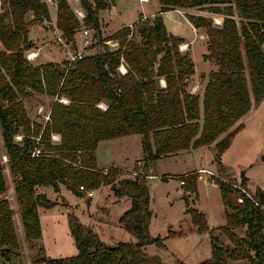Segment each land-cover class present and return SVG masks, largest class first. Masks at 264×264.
I'll list each match as a JSON object with an SVG mask.
<instances>
[{
  "label": "trees",
  "instance_id": "obj_1",
  "mask_svg": "<svg viewBox=\"0 0 264 264\" xmlns=\"http://www.w3.org/2000/svg\"><path fill=\"white\" fill-rule=\"evenodd\" d=\"M0 135L8 171L16 176L13 194L17 202L21 229L26 241L41 238L37 207L51 209L57 203L36 187H50L57 193L63 186L76 196L83 189L112 186L117 199L127 198L130 205L117 224L134 239L105 246L89 227L68 216V229L77 253L65 258H34L36 264H148L142 250L146 245L165 248L163 238L151 236L148 208L149 191L145 178L124 177L116 168L103 171L95 166V148L100 141L138 134L146 174L160 157L178 150L196 149L214 144L219 159L239 130L228 131L253 104L264 98V0H157L160 10L150 22L124 26L107 38H100L98 12L109 7L108 0H79L84 16L80 21L66 0H55V28L62 38L74 44L81 26L94 32L98 48L93 54L66 61L32 64L25 59L32 42L28 24L48 19L41 0H0ZM197 7L222 16L220 25L210 17L186 15L195 28L204 29L207 53L202 60H213L216 68L206 76L201 97L185 90L193 74V62L179 46L182 38L168 32L160 12L174 8ZM238 20L234 19V10ZM30 12L32 19L26 20ZM106 40L116 42L110 48ZM121 65L124 72H120ZM52 97L44 124L27 118L22 98L27 91ZM105 105L104 110L99 105ZM18 134L20 141L13 136ZM57 135L59 141L52 140ZM0 162V194L6 191ZM134 166V170H136ZM155 175V174H151ZM181 188L196 193V172L184 176ZM212 177L225 201L233 185ZM240 205L234 213L225 212V222L218 229L231 244L223 248L208 229L205 216L188 205L185 213L197 233L208 232L210 256L199 264H229L245 260L264 264V191L255 187L250 195L245 189L247 177L241 173ZM165 179L162 177V180ZM65 205V204H64ZM60 205L67 208V205ZM12 208L7 198H0V257L9 261L18 252V237ZM244 227V236L233 232ZM178 233L168 229L165 238Z\"/></svg>",
  "mask_w": 264,
  "mask_h": 264
},
{
  "label": "rangeland",
  "instance_id": "obj_2",
  "mask_svg": "<svg viewBox=\"0 0 264 264\" xmlns=\"http://www.w3.org/2000/svg\"><path fill=\"white\" fill-rule=\"evenodd\" d=\"M125 1L127 2V0ZM128 2H130V0H128ZM152 4L153 0H150L149 3L144 4V7L146 8L145 12L147 14H149ZM3 8H5V5L0 1V13L2 12ZM121 8L123 10L121 17L118 18L119 21L116 19L111 21L107 26V30L105 28L104 30L103 28L99 29L101 39L110 37V31L116 30V28L120 26V23H126L128 21L131 22L134 20H131L132 12L130 11L129 6L124 5L121 6ZM233 10L235 12V8H233ZM183 11L191 13L192 15H197L200 13V10L197 7L184 9ZM204 12L208 13L206 11ZM211 15H213V13H211L210 16ZM83 16H81L79 20H82ZM176 16L177 18L179 17L178 14L175 13L173 16H166V18L168 17L173 19ZM233 16H235V13ZM213 17H215V15H213ZM153 18L142 19L140 22H150ZM25 19H32V14L28 12V14L25 16ZM43 21L44 20L36 21L34 23L28 24L27 26L29 32H32L34 35V39H30L33 48H37L35 42L36 29H39V23H44ZM213 24L220 25L215 23ZM131 25L133 26L132 28L135 32L136 26L139 25V22L135 25ZM176 27L178 28L177 34L185 38L182 39V43L185 42L184 44L186 47L180 45L179 49L182 53H188L189 58L194 65V72L187 78L185 90L190 91V89L193 88L194 91L197 92L198 88L196 84L198 79H203V77L207 76L213 71V69L216 68V65L213 60H207L206 62L208 63L206 67L203 65L205 60H202L201 53H203L204 50L207 53L206 36L205 39L202 40V44L189 27L181 23L177 24ZM84 28L88 30L86 35L82 33ZM199 29L200 33L205 35V30L201 28ZM111 42L113 41L106 40L104 43L110 48H113L114 46H112ZM76 43L78 48L71 43L66 44L64 41L59 42L55 36L45 40L42 44H45L46 46L44 53L47 55V62H55L62 66L64 62L77 58V54H79L81 57L85 54H93L98 48V43L96 42V36L94 37V32L84 26H81L79 31L76 33ZM64 44H66V46H64ZM187 44L190 45L189 51ZM80 46L84 50L77 53V51L81 50ZM261 48L264 53V43L262 44ZM28 52L29 51H25L24 55H26ZM29 61L32 64L39 63L36 58H33ZM196 95H198L200 98L202 94ZM53 99L54 98L52 97H46L31 90L27 91V95L22 98L27 118L31 121L44 124L46 122L47 114ZM100 106L101 107L99 108H104V105L101 104ZM238 125L239 130L233 137L235 139L233 140L230 148L225 151L224 156L219 159V165H216L217 160L215 155L213 157L212 152L203 147L197 149L196 152L192 154V158L183 157L175 160H173L172 157L163 158L159 162L153 163L151 165L154 171L158 174L151 172L148 173L159 176L160 173H178L180 170H193L197 168V166L201 165L204 169H208L209 172L211 169L215 170L216 172L211 171V173L216 174L227 183L233 185V187L236 186L235 188L239 189L240 192L244 191L243 188L240 187L239 176L241 173H243L248 179L245 190L250 195H252L254 192L255 187H258L264 191V98L259 103L253 104L250 108V111L241 118V121H237L228 131H231L235 126ZM225 135L226 134L223 133L217 139H222ZM19 138L20 136L18 134L13 136V139L16 142L20 141ZM52 140L57 142L59 139ZM140 142L141 136L138 134H132L123 136L121 138L104 141V143H102L100 146L114 145V158L116 165L117 162H121L123 155H127L129 157L136 156L137 158H140ZM3 154L4 143L0 135V162L3 167L2 175L4 176L6 185V191L3 194H0V198L5 197L8 200L10 197V202L9 200L8 202L13 211L15 207L17 208V202L15 198H12L13 194H11L16 176H12L9 173L8 164ZM128 162L130 163L132 160L128 159ZM133 166L137 167L135 170L136 172H143L145 174L147 173L144 171L143 164L140 165L134 162ZM132 170H134V168ZM199 171L201 173H197L196 178V188L198 186V189L196 193L191 194L192 203L190 205L191 207L198 209L203 214H206V222L212 227L211 234L216 237L218 244H220L223 248H231V244H229L228 240L220 232L218 227L223 225L225 222V212L234 213L235 208L240 205L239 203L241 202V199L239 198V191L234 190L227 196L225 201H222L220 198L219 189H217V185L214 184V187L211 186V183H213L211 175L205 170ZM229 172H232V175L229 176ZM199 174H201V177H199L201 179L198 178ZM173 175L177 176L176 174ZM145 180L147 191H149L148 208L151 209L153 213L151 217L150 234L154 237L159 236L161 239L163 238V243L165 245V248L162 249H159L154 245H146L144 247L142 252L147 256L149 261L148 264H199L200 261L209 258L210 244L208 240V234H197L195 231H193L194 228L190 222V217L188 214L184 213V201L181 197H179V195L185 192V190H183L181 186L178 185V177L162 180V176H159L158 178L152 179L145 178ZM61 187L62 192L60 196H57L54 199L52 198L55 197V193L52 191L51 186L36 187V193H43L48 199L54 200L59 206L51 210L40 209L39 227L41 230V238L40 241L34 243L31 241H25L22 234L20 236V231L17 227V217H15V231L19 237V250L17 255L12 257L9 261H4L0 257V264H33L32 261L34 258L42 256L52 259L65 258L75 255L77 253V248L74 246L73 238L70 234L67 224V215L69 213H72L80 224L87 228L89 227L95 233H97L100 241L105 246H115L119 242H134V239L128 232L121 228L117 223L112 222V219L115 218V214L118 211L115 210L117 208L116 205L109 203V199H112L113 197L106 199L105 201L104 191H97V193L95 192L94 195L90 197L91 202L88 210L86 202L87 198L84 192L82 196H76L70 191H67L63 186ZM64 204L68 207L65 208L60 206ZM96 206L98 207L97 211L95 210ZM65 209H67L66 212L64 211ZM106 215L108 220L103 221ZM168 229L178 233V235L173 238H165ZM233 232L238 236L243 237L245 228L235 227ZM228 262L229 264H249L245 260H238L236 262L228 260Z\"/></svg>",
  "mask_w": 264,
  "mask_h": 264
},
{
  "label": "crops",
  "instance_id": "obj_3",
  "mask_svg": "<svg viewBox=\"0 0 264 264\" xmlns=\"http://www.w3.org/2000/svg\"><path fill=\"white\" fill-rule=\"evenodd\" d=\"M45 3V6H46V10L48 11V19L44 20L42 22L39 23V26L38 28L39 29H36V45H37V48H32L31 50H29L30 52H35L36 53V56L34 58H36L37 61H39L38 64H42V63H46L48 60H46V54L44 53L45 49H46V46L45 44H42L45 40L49 39V38H53L54 36L56 37V39L60 42V41H64V43H68L66 42L63 38H62V35H61V32L55 28V20H56V10H55V0H41ZM109 1V7L107 9H102L101 11L98 12V23H99V27L103 30L104 28L107 30V26L109 25V23L111 21H114L115 19L119 21L118 18L121 17V14H122V8L121 6H124V5H127L129 6L130 8V11L132 12V19L133 21L131 22H126V23H120V26L116 28V30L114 31H110V35L111 36L112 34H114L115 32L119 31L122 27L124 26H129L135 22L138 21L139 17H141V20L142 19H146V18H153L160 10V5L158 4L157 0H153V4H152V8H150V12L149 14H147L145 12L146 8L144 7L146 3H149L150 0H147V1H140V0H130V2H127L125 0H108ZM68 6L70 9H72V11L74 12L75 16L79 19L81 16H83L84 14V11L81 9L80 7V2L79 0H66ZM149 9V8H148ZM184 9L182 8H174V10H169V11H164V12H160V15L162 17V21H163V24L166 26L167 30L169 33H171L172 35H176L182 39H185L183 36L177 34L178 32V28L176 27L177 24L181 23L187 27H189L191 29V31L193 32V34L196 35V38L200 40V43L203 44L202 40L205 39V35L201 34L200 33V29H197L195 28L192 24H190L188 22V20L186 19V15H192L191 13H188L186 11H183ZM184 12V13H182ZM177 13L178 14V18L177 16L173 19H170L168 18L170 15L173 16V14ZM235 13V16H234V19L237 20V16H236V12ZM199 15H203V16H206V17H210L211 19H215L217 23H220L222 18L220 15H216V14H213L215 15V17H213V15L210 16V14L208 13H205L204 11H200ZM166 16H168L166 18ZM33 17V16H32ZM122 19V18H121ZM123 20V19H122ZM202 37V38H201ZM185 43V42H184ZM182 43L181 45L182 46H185V44ZM66 44H64V46H66ZM77 48V43H76V35H75V38H74V44ZM187 46L189 47L188 51L190 50V45L187 44ZM186 47V46H185ZM81 50L77 51V53L83 51L84 49L80 46ZM0 49H1V44H0ZM3 49V48H2ZM1 49V50H2ZM206 51L204 50L203 53H201V55L205 54ZM207 63L208 62H204V67L207 66ZM124 69V67H123ZM205 77H203V79H198L197 81V92L194 91V89H190V92L191 94H199L201 95L202 94V91H203V88L205 86V83H206V80ZM104 105V103L102 104ZM241 121V119H239ZM238 120V121H239ZM116 139V138H114ZM235 138H233L228 146V148H226L223 153L221 154L220 158L224 156L225 154V151L228 150L230 148V146L232 145L233 143V140ZM109 140H113V139H107V140H104V141H109ZM220 139H216L211 145L209 146H200V147H196V149H185V150H178L177 152L173 153V154H169V155H164L162 157H160L159 160H157L155 163L159 162L161 159L163 158H170L172 157L173 160L175 159H178V158H183V157H188V158H192V154H194V152H196L197 149L199 148H203L205 147L206 149H208L210 152H212V155L214 157L215 155V152H214V144ZM104 141H100L98 142L96 148H95V151H94V155H95V166L96 168L98 169H105L107 167H115L117 169H119L122 173L123 172H127V171H130L134 168L133 166V163L136 162L137 164H140L142 165L143 164V161L141 162V159H142V154H141V157L140 158H137L136 156H133V157H129L127 155H123V157L121 158V162H117V166L115 165V158H114V145H104V146H100L102 143H104ZM140 153H141V150H140ZM186 154V155H185ZM128 159L132 160V162H128ZM218 165V164H216ZM199 170H205V171H208V169H204L203 166L199 165L197 166V168L193 169V170H180L178 171V173H160L159 176H162V175H171V176H175L173 174H176L177 176L180 174H186V173H190V172H196V173H201ZM210 170V169H209ZM151 171V173H157L154 171V169L151 167V169L149 170ZM216 172L215 170L211 169L210 172ZM158 174V173H157ZM157 176V178L159 177ZM125 176H122V178H124ZM201 177V174L198 175V178ZM152 179V178H151ZM201 179V178H199ZM211 186L214 187V183H211ZM198 189V186L197 188ZM97 191H104V198H105V201L106 199H109L111 197H113L112 199H109V203H113L114 205L117 206V208L115 209L117 212L115 214V218L112 219V222L114 223H117V220L120 218V216L124 213V211H126V209H128L129 205H130V200L127 199V198H121V199H117L114 195H113V192L110 188V186H101L99 187L98 189H95L93 190V192L97 193ZM62 192V187L60 186L59 187V191L57 193H55V197H53L52 199L56 198L57 196H60ZM93 193V195H94ZM11 194H13V190L11 192ZM192 193L190 192H183L182 194L179 195V197H181L182 199L185 198L188 200L189 202V206L191 207V203H192ZM92 195V196H93ZM112 195V196H111ZM91 196V197H92ZM12 198H15V195L13 194L12 195ZM86 202H87V209L89 210V207H90V202H91V198L90 197H86ZM10 197H9V202H10ZM14 200V199H12ZM184 203V202H183ZM67 204V203H66ZM57 206H59L58 204L54 205L53 207H51V209L53 208H56ZM97 206L95 208V210L97 211ZM193 208V207H192ZM40 209H43L41 207H37V212H38V217L40 218ZM50 209V210H51ZM185 207H184V213H185ZM196 209V208H195ZM103 210V209H101ZM151 210V209H150ZM198 210V209H197ZM65 212L67 211V209L64 210ZM104 211V210H103ZM14 214H13V222H14V227H15V217H17V227L20 231V236L21 234L23 235V230L21 229V223H20V218H19V212H18V208L15 207V209L13 210ZM152 213V211H151ZM89 214V213H88ZM91 215V214H90ZM153 215V213H152ZM204 216L206 217V214L204 213ZM152 217V216H151ZM152 219V218H151ZM151 219H150V222H149V232H150V224H151ZM206 219V218H205ZM40 220V219H39ZM108 220L107 218V215L104 217V220L103 221H106ZM207 223V222H206ZM207 226H208V229H211L212 227L210 225H208L207 223ZM193 231H196V226H193ZM199 233V232H198ZM197 233V234H198ZM97 234V233H96ZM203 235H206L207 233L206 232H203L202 233ZM24 236V235H23ZM18 237V235H17ZM21 238V237H20ZM19 239V237H18ZM20 241V240H19ZM26 241V240H25ZM37 241H40V239L38 240H35L33 241L32 243L34 242H37ZM46 257V256H45ZM48 258V257H46ZM50 259V258H49Z\"/></svg>",
  "mask_w": 264,
  "mask_h": 264
},
{
  "label": "built area",
  "instance_id": "obj_4",
  "mask_svg": "<svg viewBox=\"0 0 264 264\" xmlns=\"http://www.w3.org/2000/svg\"><path fill=\"white\" fill-rule=\"evenodd\" d=\"M140 1H143V0H140ZM81 21V20H80ZM213 23H215V24H220V23H217L216 22V20L214 19L213 20ZM129 27H132L131 25H129ZM84 35H86L87 33H88V30L86 29V28H84L83 29V32H82ZM104 42H106V41H104ZM112 43V46H114V47H116L117 45H116V42H111ZM36 56V53L35 52H28L26 55H25V59L27 60V61H29V60H31V59H33L34 57ZM81 56L79 55V54H77V58H80ZM71 59H74V58H71ZM124 70L125 69H123V66L121 65V67L119 68V71L120 72H124ZM99 107H101L100 105H99ZM104 108H105V105H104ZM104 108H102L103 110H104ZM51 138L52 139H59L58 138V136L57 135H51ZM59 141V140H58ZM109 168H112V167H107V168H105V169H103V171L105 172V170H107V169H109ZM113 168H115V167H113ZM116 170H118L120 173H122L119 169H117L116 168ZM207 173L208 174H210L211 176H216V177H218L216 174H212L211 172H209V171H207ZM123 174V176H125V177H136V176H139V177H144V178H149V179H151V178H157V176L156 175H150V174H145V173H138V172H136L135 170H130V171H127V172H123L122 173ZM125 174V175H124ZM188 174H190V173H186V174H184V176H186V175H188ZM162 177H164L165 179H172V178H174V177H176V176H171V175H162ZM220 180H222V181H224L223 179H221L220 177H218ZM224 182H226V181H224ZM183 184V179L182 178H179V180H178V185H182ZM236 187V186H235ZM78 190L79 191H81V192H84L85 193V195H86V197H91L92 195H93V190H91V189H87V190H85V189H83L81 186H79L78 187Z\"/></svg>",
  "mask_w": 264,
  "mask_h": 264
},
{
  "label": "water",
  "instance_id": "obj_5",
  "mask_svg": "<svg viewBox=\"0 0 264 264\" xmlns=\"http://www.w3.org/2000/svg\"><path fill=\"white\" fill-rule=\"evenodd\" d=\"M28 36H29V39H34V35L32 34V32H29L28 33ZM2 106H5V103H1L0 104V107H2ZM228 175L229 176L232 175V172H229ZM110 188L112 189L113 188V185Z\"/></svg>",
  "mask_w": 264,
  "mask_h": 264
},
{
  "label": "bare ground",
  "instance_id": "obj_6",
  "mask_svg": "<svg viewBox=\"0 0 264 264\" xmlns=\"http://www.w3.org/2000/svg\"><path fill=\"white\" fill-rule=\"evenodd\" d=\"M143 1H147V0H143Z\"/></svg>",
  "mask_w": 264,
  "mask_h": 264
}]
</instances>
